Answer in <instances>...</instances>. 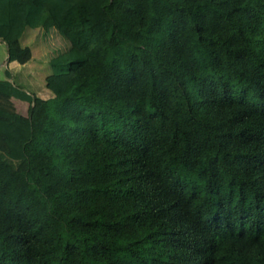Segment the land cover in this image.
I'll list each match as a JSON object with an SVG mask.
<instances>
[{"label":"trees","instance_id":"1","mask_svg":"<svg viewBox=\"0 0 264 264\" xmlns=\"http://www.w3.org/2000/svg\"><path fill=\"white\" fill-rule=\"evenodd\" d=\"M24 1L0 0V264H264V0ZM51 23L92 48L43 98L21 40Z\"/></svg>","mask_w":264,"mask_h":264},{"label":"rangeland","instance_id":"2","mask_svg":"<svg viewBox=\"0 0 264 264\" xmlns=\"http://www.w3.org/2000/svg\"><path fill=\"white\" fill-rule=\"evenodd\" d=\"M44 4L46 5V3ZM78 19L79 18L73 19L74 23L77 25L79 24ZM60 26L62 27L61 24ZM48 28L49 26L46 27L45 25L36 29L27 28L21 40L23 44H26L31 48L32 54L34 55L28 65V69L32 77H34L33 86L39 90V94H41L44 98H47V95L44 91L45 78L51 72L49 59L60 54L71 43H77V45H80V47L89 51L92 48L89 45L90 40L85 36L79 37L76 35L74 39H69L66 38V35L61 32V28L57 25L51 26L49 30ZM3 50L4 46L2 45L0 54V77L3 76L4 70L6 68H10L9 65H12L14 62H3ZM15 103L19 111L22 113H27L28 104L26 102L16 100Z\"/></svg>","mask_w":264,"mask_h":264},{"label":"crops","instance_id":"3","mask_svg":"<svg viewBox=\"0 0 264 264\" xmlns=\"http://www.w3.org/2000/svg\"><path fill=\"white\" fill-rule=\"evenodd\" d=\"M18 1V14H19V18L22 20L23 19V17H24V12H23V9H24V6H25V1L24 0H17ZM41 3H46V2H48V0H39ZM20 9L22 10L21 12H20ZM49 26V28L51 27V26H56V25H54V24H50V25H48ZM41 26H39V28H40ZM49 28H48V30H49ZM61 32H63V31H61ZM63 34L64 35H66V33H64L63 32ZM69 34V35H68ZM67 35L68 36H71V33H67ZM66 38H68L67 36H66ZM26 45V44H25ZM72 45H74V44H69V46L66 48V49H64L63 51H65V50H67L68 48H70ZM4 46H6V45H4ZM7 51V49H6V47L4 48V51H3V53H4V56H3V62L5 61L6 63H7V58H8V53L6 52ZM62 51V52H63ZM32 52V51H31ZM33 54H32V58H33ZM32 58L26 63V65L28 66L29 65V63H30V61L32 60ZM52 58V57H51ZM14 64V65H13ZM8 65V64H7ZM10 66V69H15V68H18V67H20V64L17 62V61H14L13 63H12V65H9ZM45 90V93H46V95H47V98H49L51 95H50V92L46 89V88H44ZM41 97H43L41 94H39ZM44 98V97H43ZM25 114V113H24Z\"/></svg>","mask_w":264,"mask_h":264}]
</instances>
